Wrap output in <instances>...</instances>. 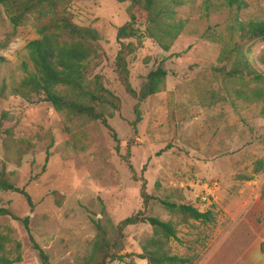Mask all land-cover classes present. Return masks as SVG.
<instances>
[{
  "label": "rangeland",
  "instance_id": "374dc122",
  "mask_svg": "<svg viewBox=\"0 0 264 264\" xmlns=\"http://www.w3.org/2000/svg\"><path fill=\"white\" fill-rule=\"evenodd\" d=\"M205 1L193 0L179 9L184 32L168 52L145 37L142 46L127 57L135 92L159 65L167 72L164 89L142 103L126 94L115 68L116 32L129 21L128 3L71 2L73 22L100 37V56L90 63L88 74L100 76L120 100V110L108 120L118 143L100 123L80 126L66 122L49 104L26 103L18 97L0 99V114L6 111L17 121L14 137L33 145L18 159L0 143V169L33 202L30 209L22 196L0 191V208L29 218L31 234L48 255L49 264L82 261L96 233L92 221L110 219L116 225L139 211L174 226L176 236L166 241L164 249L188 264L264 263L261 104L238 94L242 89L216 72L220 46L208 35L224 33L231 14L227 9L206 13ZM240 1L246 5L239 13L241 20L264 21V0ZM38 38L32 23L12 26L0 5V80L21 77L26 45ZM263 52L264 42L253 44L251 61L256 62ZM254 67L264 74L256 63ZM252 88L255 85L246 89ZM246 89L242 91L248 95ZM136 105L140 122L134 130ZM49 137L54 144L46 160ZM141 179L146 181V193L154 198L146 207L140 196ZM159 200L210 211L212 220L183 223L165 211ZM7 229L21 244L18 264H41L22 225L0 217V231ZM151 236L148 225L128 227L121 252L126 255L124 262L108 264H147L140 258L141 245Z\"/></svg>",
  "mask_w": 264,
  "mask_h": 264
},
{
  "label": "trees",
  "instance_id": "16d2710c",
  "mask_svg": "<svg viewBox=\"0 0 264 264\" xmlns=\"http://www.w3.org/2000/svg\"><path fill=\"white\" fill-rule=\"evenodd\" d=\"M72 1L0 0V5L12 26L19 27L27 22L32 23L39 36L26 45L27 55L19 67L21 77L18 80L11 78L10 82L5 78L0 80V99L18 97L26 103L49 104L66 122H76L80 126L100 123L113 133V138L118 143L108 120L113 119L120 110V100L106 89L100 76L90 77L88 74L90 63L100 56V37L95 30L78 26L73 22L69 11ZM192 1L116 0L119 4L128 3L129 18V21L116 32L119 44L115 58L116 73L126 94L136 99L138 103L146 101L164 89L167 72L159 65L147 75L142 88L135 92L129 82L127 57L142 46L141 41L145 37L151 39L163 52H168L184 32L185 22L178 17L179 9ZM245 6L240 0H206L204 2L206 13L227 9L231 14L224 27V33L213 31L208 37L220 46L216 72L242 90L255 85V88L246 89L248 95L242 90L237 92L246 99L260 103V115L264 119L262 87L264 74L254 67L256 63L264 70V52L256 62L251 61L252 45L264 42V21L241 20L239 13ZM2 60L0 58V62ZM137 106L134 111L135 120L131 125L134 130L140 122ZM16 122L8 112H1L0 143L11 157L20 159L33 145L30 141L14 137ZM10 123L14 125L8 126ZM53 144V138L49 137V145L45 152L46 160ZM162 152L164 151H160ZM128 168L135 174L130 164ZM144 172L145 168L141 170L142 176ZM140 181V196L143 206L146 207L154 198L146 193V181L144 179ZM0 191L22 196L28 207L33 208L31 197L23 188H17L10 182L4 168L0 169ZM158 202L165 211L178 217L183 223L190 220L208 223L212 220L210 211L200 212L192 206L168 200ZM0 217H9L19 222L31 248L37 252L41 264H49L48 255L31 234L28 217H17L5 208H0ZM92 223L96 233L89 243V253L75 264L124 262L126 255L121 254L124 232L128 227L138 224L148 225L152 229V236L141 245L140 258L147 264L189 263L185 258L169 255L164 249L166 241L176 236V230L170 222L145 216L139 211L116 225L110 219L105 221L98 219ZM261 252L264 255V252ZM21 261V244L12 238L10 230L0 231V264H18Z\"/></svg>",
  "mask_w": 264,
  "mask_h": 264
},
{
  "label": "crops",
  "instance_id": "0c3cea01",
  "mask_svg": "<svg viewBox=\"0 0 264 264\" xmlns=\"http://www.w3.org/2000/svg\"><path fill=\"white\" fill-rule=\"evenodd\" d=\"M264 264V263H263Z\"/></svg>",
  "mask_w": 264,
  "mask_h": 264
}]
</instances>
